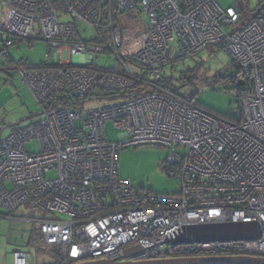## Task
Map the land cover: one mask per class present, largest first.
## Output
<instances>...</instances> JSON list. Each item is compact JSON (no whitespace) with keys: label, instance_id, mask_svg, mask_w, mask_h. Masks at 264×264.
<instances>
[{"label":"built area","instance_id":"built-area-1","mask_svg":"<svg viewBox=\"0 0 264 264\" xmlns=\"http://www.w3.org/2000/svg\"><path fill=\"white\" fill-rule=\"evenodd\" d=\"M0 5V33L7 35L0 45L3 57L9 58L14 38L40 37L56 59L17 67L43 116L0 139V211L13 216L25 206L53 215L37 219L43 243L57 256L45 264L118 260L138 246L143 260L264 257V5L248 21L236 3L224 7L220 0H0ZM140 7L150 24L131 49L116 18ZM80 21L101 38L107 31L109 45L85 40ZM211 46L228 53L242 73L233 117L202 107L194 95L161 88L171 62ZM65 50L80 60L63 61ZM107 51L117 55L113 67L99 65ZM64 97L69 105L59 101ZM108 121L121 131V141L108 139ZM33 141L37 152L27 149ZM141 144L171 150L166 169L180 182L179 193H154L121 176V151ZM226 222H258L261 235L166 243L185 226ZM15 264L38 263L18 250Z\"/></svg>","mask_w":264,"mask_h":264},{"label":"rangeland","instance_id":"rangeland-1","mask_svg":"<svg viewBox=\"0 0 264 264\" xmlns=\"http://www.w3.org/2000/svg\"><path fill=\"white\" fill-rule=\"evenodd\" d=\"M263 2L264 0H244V6L249 14H253ZM220 4L224 7L233 6L235 0H220ZM64 20H71V17L66 16ZM116 22L124 29V43H129L128 46L135 49L141 43L150 19L140 7L139 11L123 13L116 18ZM78 28L81 36L87 41H92L100 35L95 28L81 21L78 22ZM4 36L6 40L7 35ZM35 38L40 37L19 39L33 40ZM49 44L40 38L33 45L22 42L18 46L11 47L10 58L0 54V65H2L0 66V117L5 126L3 131L0 129V139L9 136L13 127H23L42 118L41 105L35 100L28 86L22 83L16 68L23 65L18 64L22 60L36 65L55 62L56 59ZM12 59L15 63L11 61ZM62 60L77 63L80 57H72L65 50L62 53ZM98 61L100 66L113 67L116 64L117 55L107 51L100 55ZM231 63L232 60L228 53L211 46L193 57L170 64L167 77L173 79L175 88L181 94H194L196 102L202 107L222 116L233 117L234 110L238 108L239 103L236 91L238 85L231 81V77L235 74ZM1 67L7 69L9 67L10 71H3ZM184 77H188V80L183 81ZM87 107H91V104L88 103ZM105 131L110 141H121V131L114 127L112 121L106 122ZM26 146L31 152H37L39 149L37 141L29 142ZM170 152L169 148L157 144L126 147L120 154V174L142 189L158 194H177L181 190L180 182L171 177L166 169V161ZM55 216L63 220L70 219L65 214H55ZM43 217H53V215L21 207L13 213L12 217L2 218H10L7 229L12 239L14 237L18 242V246L34 252V246L29 245V241L34 228L38 227L35 221Z\"/></svg>","mask_w":264,"mask_h":264},{"label":"water","instance_id":"water-1","mask_svg":"<svg viewBox=\"0 0 264 264\" xmlns=\"http://www.w3.org/2000/svg\"><path fill=\"white\" fill-rule=\"evenodd\" d=\"M242 83L240 82L239 85ZM261 235L258 222H226L188 225L174 237L168 238L167 244H184L190 242H215L230 240H251ZM20 249H15L18 251ZM143 248L135 247L126 250L123 258L118 260H91L77 264H264V257L258 256H222L197 258H170L161 260H143L137 256Z\"/></svg>","mask_w":264,"mask_h":264},{"label":"crops","instance_id":"crops-1","mask_svg":"<svg viewBox=\"0 0 264 264\" xmlns=\"http://www.w3.org/2000/svg\"><path fill=\"white\" fill-rule=\"evenodd\" d=\"M4 35H6V34L0 33V44L2 43L3 40H5ZM35 39H36L35 41H37L40 38H35ZM23 42H26V41H23ZM20 43H22V42H19L18 44H16V46H18ZM11 50L12 49L10 48V55H11ZM11 61L13 63H15V61L13 59ZM25 61H27V60H25ZM33 65H36V64H33ZM0 66H2V65H0ZM1 70L10 71V68L8 67V69H7L4 67H1ZM16 71H17V74L19 75V77L22 81V78H21L18 70H16ZM22 83H23V81H22ZM23 207H25V206H23ZM26 208L28 210L30 209L28 207H26ZM9 219L10 218H2L0 216V264H15V252L16 251H14V250L17 248L20 250H23V251H27L30 254H32L36 263H38V264L48 263L54 257L53 250L50 247L48 248V246H46L42 241V236H41L40 229H39L40 225H39L38 221H35L38 224V227L36 229L34 228V231H33L32 236H31V240L29 241V245L34 246V252H32L29 249L31 251L30 252L29 250L23 249L21 246H18V242H16L14 237L12 239V235L10 234V231H8V229H7L8 223H10Z\"/></svg>","mask_w":264,"mask_h":264},{"label":"trees","instance_id":"trees-1","mask_svg":"<svg viewBox=\"0 0 264 264\" xmlns=\"http://www.w3.org/2000/svg\"><path fill=\"white\" fill-rule=\"evenodd\" d=\"M235 3L239 6V8L243 11L244 15H245V21H248L250 19H252L254 17V15L259 12V10L261 9V7L264 5V2L260 4V6L258 7L257 11L255 13H251L249 14L247 12V9H245V6H244V0H235ZM105 33V34H104ZM101 34H104V36L101 38L100 36H98L96 39L92 40V41H95L97 43H102V44H107L109 45V42H108V36H107V31H103ZM15 39V45L18 44L19 42H23V41H26L28 44L30 45H33L35 40L36 39H30V40H22V39H17V38H14ZM11 56V55H10ZM9 56V58H10ZM175 61H179V60H174ZM174 62H171L170 64L174 63ZM19 64H25V65H33L31 63H29L28 61H25V60H22L21 62H19ZM43 65H47V63H41L39 65H34V66H43ZM231 68L235 70V74L231 77V81L233 83H237L238 82L240 83V81H238L240 79V76H242V73L240 71V68L237 66V64L232 60V63H231ZM224 74V73H223ZM222 74V75H223ZM183 81H186L188 80V77L187 78H183L182 79ZM161 88H164L170 92H173L174 94H177V95H181V96H185L183 94H181L179 92V90L177 88H175L174 86V83H173V79L167 77V72L166 74L164 75V80L161 81ZM239 87H236V91H237V98H238V91H239ZM103 96H108L110 93H101ZM194 95V94H192ZM195 96V95H194ZM58 97H56V99L58 100ZM68 97H64V98H59V101L62 102L63 104H66V105H69V101H68ZM3 121V119H2ZM4 124V123H3ZM5 128V127H4ZM16 127H13V129H15ZM1 129V128H0ZM12 129V130H13ZM3 131V130H2ZM0 216L1 217H9V216H12L10 213H7V212H2L0 211ZM54 257L56 258V254L54 255Z\"/></svg>","mask_w":264,"mask_h":264}]
</instances>
